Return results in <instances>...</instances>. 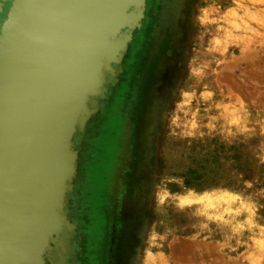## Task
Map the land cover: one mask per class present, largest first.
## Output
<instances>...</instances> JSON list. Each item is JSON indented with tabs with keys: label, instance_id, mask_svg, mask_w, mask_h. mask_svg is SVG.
<instances>
[{
	"label": "rangeland",
	"instance_id": "obj_1",
	"mask_svg": "<svg viewBox=\"0 0 264 264\" xmlns=\"http://www.w3.org/2000/svg\"><path fill=\"white\" fill-rule=\"evenodd\" d=\"M95 1L102 3L26 0L22 11L21 0H0V264H28L35 244L39 264H66L60 248L65 254L78 225L88 240L83 264H104L89 255L90 244L105 198L117 202L125 183L130 194L110 264H264V0H176L168 44L132 98L123 59L143 31L149 0H129L117 24L123 1L109 4L108 26L95 22ZM116 28L70 138L67 224L39 234L41 187L26 169L40 121L62 116L63 105L57 93V109L45 115L43 92L32 104L16 103L14 86L20 82L18 95L31 81L43 88L46 76L66 89L64 70L75 53L90 54L96 36ZM91 29L96 36L78 45ZM77 82L66 94L74 102L84 84Z\"/></svg>",
	"mask_w": 264,
	"mask_h": 264
},
{
	"label": "water",
	"instance_id": "obj_2",
	"mask_svg": "<svg viewBox=\"0 0 264 264\" xmlns=\"http://www.w3.org/2000/svg\"><path fill=\"white\" fill-rule=\"evenodd\" d=\"M22 1V11L26 5V0ZM106 1V3H105ZM102 3L95 1L96 5L94 4V19L97 24H102L103 26L109 25V20L112 15V6L109 4L115 3L117 0H105ZM122 8L117 15V23H120L121 19L125 18L126 8L128 6L129 0H122ZM108 2V3H107ZM21 5V6H22ZM105 6L104 10H99L98 8L101 6ZM109 7V8H106ZM23 20V16H22ZM21 24L18 26L19 30L18 33L21 32ZM92 28V24L89 26ZM117 29L114 33H99L98 36L94 34L96 29L89 30V36L85 34V36H80L77 39L78 45L82 43L83 46L87 44V39L94 38L96 36V46H94L93 50L88 54L82 48L75 53L72 57V68L69 65L65 68L66 78L67 81V88H61L62 85L57 81L56 83H49V79L46 76L44 77L43 84L44 87H38L35 81H31L29 84H24L22 88H20L21 94H16L18 87L20 86V82L14 86L15 92L12 93L14 99H16V103L21 101L25 102L27 105L28 103L32 104L35 99L37 98L38 94L43 92L42 97L46 98L44 105V114L47 115L53 109H57L56 104V94L59 93L61 95L59 102L63 105L62 106V116H58L56 120L52 121V118H42L40 124L38 126L37 131H39V145L35 146L32 149V156L29 155L30 160L28 159V166L26 171L33 174L36 177V181L40 185V193L42 195L37 196L35 202V213H34V231L37 230L39 234L41 232L49 233L52 230L62 227L67 224L65 212H64V205H65V194L67 190V182L69 173L71 171V157H70V149H69V142L71 135L73 134L75 121L86 111V96L87 90L93 86L94 82L97 77L100 75L104 68V49L103 44L104 41H107L111 44L113 38L117 33ZM19 34L16 37L18 38ZM17 42V41H16ZM47 46V44H46ZM71 49V48H70ZM69 49V50H70ZM75 49V48H74ZM13 53L5 54L3 57L4 59L10 60ZM19 58L17 59V63ZM42 63V61H40ZM31 63H33L31 61ZM68 64V61H67ZM41 66V64H39ZM36 66V64H35ZM34 66L32 65L31 68ZM30 68V69H31ZM20 69V68H19ZM19 69L17 70L16 75H20ZM30 69L28 71H30ZM54 69V68H53ZM26 67L24 69V74L30 77V73H28ZM44 75V74H43ZM60 79V78H59ZM78 80H83V87L81 89V93L76 102L72 101L66 94H69V90L72 86H76L78 84ZM51 80V79H50ZM1 84V82H0ZM93 84V85H92ZM38 88V90H37ZM69 88V90H68ZM2 93V89L0 87V96ZM65 94V95H64ZM21 96V97H20ZM22 102V103H23ZM17 110V109H16ZM40 114V113H39ZM36 114V115H39ZM43 116V115H42ZM38 144V143H37ZM66 162V169L63 173V178L60 180L59 183H54V179L58 177L61 173L62 162ZM25 171V172H26ZM24 179V173L22 174ZM22 179V180H23ZM25 180V179H24ZM26 182V181H25ZM27 184V182H26ZM27 188V187H26ZM23 194V192H20ZM15 194H19V192H15ZM21 194V195H22ZM13 196V195H12ZM18 196V195H17ZM43 196V197H42ZM123 201V200H122ZM7 202V201H6ZM6 204L2 206L3 208ZM123 212V206L121 205L119 208V213ZM2 220V215H1ZM36 245V244H35ZM32 249L31 254L28 255L23 254V261L24 259L27 260L28 264H39V257L37 254L39 253V249L36 248Z\"/></svg>",
	"mask_w": 264,
	"mask_h": 264
},
{
	"label": "flooded vegetation",
	"instance_id": "obj_3",
	"mask_svg": "<svg viewBox=\"0 0 264 264\" xmlns=\"http://www.w3.org/2000/svg\"><path fill=\"white\" fill-rule=\"evenodd\" d=\"M148 3V15L146 14L147 16H145L143 21V31H141V34L138 33L134 37L123 59L124 69L129 72L125 75L128 86V89H126L127 93H125L130 95V98H132L131 93L141 94L142 89L150 79L158 54H162L164 48L168 44V41L165 39V30L163 28H157L156 25L153 26V22L155 21L153 13L157 9L156 0H149ZM111 63L112 61L110 64ZM131 69H134V72H132ZM109 72L110 70L108 68V75ZM130 106L134 108L133 104ZM125 139L126 136L124 137V142ZM124 189L125 191L123 190L122 197L128 198L130 194L128 183H125ZM105 199L106 206L99 214L101 223L99 227L100 230H98L99 234L93 237L92 243L90 244L91 253L89 255H98L100 260L101 258L104 260V264H110L111 250L116 240V220L118 219L117 216H119V208L121 205H125V202L119 198L117 202L114 201L111 205L110 194ZM79 222L78 217H76L75 223L78 224ZM96 239H98L97 243L95 242ZM71 240L69 246H65V254L62 248H60L61 255L63 256L62 258L66 260V264H83L85 254L88 251L85 246L86 241H88L86 230L78 225L75 231H73Z\"/></svg>",
	"mask_w": 264,
	"mask_h": 264
},
{
	"label": "bare ground",
	"instance_id": "obj_4",
	"mask_svg": "<svg viewBox=\"0 0 264 264\" xmlns=\"http://www.w3.org/2000/svg\"><path fill=\"white\" fill-rule=\"evenodd\" d=\"M175 5H176V0H159V8L157 10V20L155 25L157 26V28H163L165 30L166 33L165 37H167L171 27L172 15L176 7ZM115 179H114V184L116 183L115 187H118V185H120V180H118L119 183H117V181L115 182ZM112 187H114V185ZM122 188L124 187L122 186ZM123 190L125 191V189ZM122 193L119 194L118 197L123 201L125 200L127 201L128 198L122 197Z\"/></svg>",
	"mask_w": 264,
	"mask_h": 264
}]
</instances>
